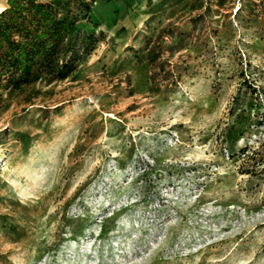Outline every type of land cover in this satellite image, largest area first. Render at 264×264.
Listing matches in <instances>:
<instances>
[{"label": "rangeland", "instance_id": "374dc122", "mask_svg": "<svg viewBox=\"0 0 264 264\" xmlns=\"http://www.w3.org/2000/svg\"><path fill=\"white\" fill-rule=\"evenodd\" d=\"M68 79L0 97V264H264V0H97Z\"/></svg>", "mask_w": 264, "mask_h": 264}, {"label": "trees", "instance_id": "16d2710c", "mask_svg": "<svg viewBox=\"0 0 264 264\" xmlns=\"http://www.w3.org/2000/svg\"><path fill=\"white\" fill-rule=\"evenodd\" d=\"M97 0H8L0 12V97L72 76L95 50L91 20Z\"/></svg>", "mask_w": 264, "mask_h": 264}, {"label": "bare ground", "instance_id": "6f19581e", "mask_svg": "<svg viewBox=\"0 0 264 264\" xmlns=\"http://www.w3.org/2000/svg\"><path fill=\"white\" fill-rule=\"evenodd\" d=\"M5 0L0 1V12L6 8V4H4Z\"/></svg>", "mask_w": 264, "mask_h": 264}, {"label": "crops", "instance_id": "0c3cea01", "mask_svg": "<svg viewBox=\"0 0 264 264\" xmlns=\"http://www.w3.org/2000/svg\"><path fill=\"white\" fill-rule=\"evenodd\" d=\"M0 1H2V0H0ZM7 1H8V0H5V1H4V4H7Z\"/></svg>", "mask_w": 264, "mask_h": 264}]
</instances>
